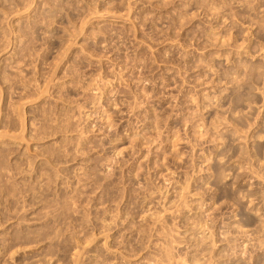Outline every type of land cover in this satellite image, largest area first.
Wrapping results in <instances>:
<instances>
[{"label":"rangeland","instance_id":"1","mask_svg":"<svg viewBox=\"0 0 264 264\" xmlns=\"http://www.w3.org/2000/svg\"><path fill=\"white\" fill-rule=\"evenodd\" d=\"M0 264H264V0H0Z\"/></svg>","mask_w":264,"mask_h":264},{"label":"bare ground","instance_id":"2","mask_svg":"<svg viewBox=\"0 0 264 264\" xmlns=\"http://www.w3.org/2000/svg\"><path fill=\"white\" fill-rule=\"evenodd\" d=\"M70 115V114H69Z\"/></svg>","mask_w":264,"mask_h":264}]
</instances>
